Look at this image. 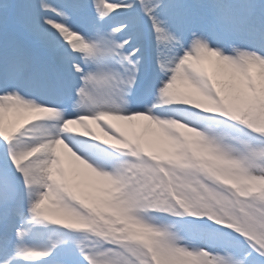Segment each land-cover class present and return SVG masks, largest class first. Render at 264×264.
I'll use <instances>...</instances> for the list:
<instances>
[{"label":"snow or ice","instance_id":"1","mask_svg":"<svg viewBox=\"0 0 264 264\" xmlns=\"http://www.w3.org/2000/svg\"><path fill=\"white\" fill-rule=\"evenodd\" d=\"M0 264H264V0H0Z\"/></svg>","mask_w":264,"mask_h":264},{"label":"bare ground","instance_id":"2","mask_svg":"<svg viewBox=\"0 0 264 264\" xmlns=\"http://www.w3.org/2000/svg\"><path fill=\"white\" fill-rule=\"evenodd\" d=\"M155 128V126H153V129ZM135 129H129V131H134ZM152 136H153V133L152 132H150V133H148L147 134V138H152Z\"/></svg>","mask_w":264,"mask_h":264}]
</instances>
